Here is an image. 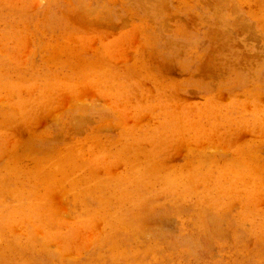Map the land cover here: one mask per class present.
<instances>
[{"label": "rangeland", "instance_id": "rangeland-1", "mask_svg": "<svg viewBox=\"0 0 264 264\" xmlns=\"http://www.w3.org/2000/svg\"><path fill=\"white\" fill-rule=\"evenodd\" d=\"M0 264H264V0H0Z\"/></svg>", "mask_w": 264, "mask_h": 264}]
</instances>
